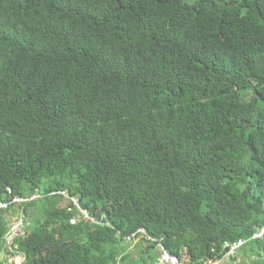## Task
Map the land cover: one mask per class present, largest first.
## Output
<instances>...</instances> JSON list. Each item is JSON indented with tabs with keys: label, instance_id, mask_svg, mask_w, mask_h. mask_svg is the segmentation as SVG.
Instances as JSON below:
<instances>
[{
	"label": "trees",
	"instance_id": "16d2710c",
	"mask_svg": "<svg viewBox=\"0 0 264 264\" xmlns=\"http://www.w3.org/2000/svg\"><path fill=\"white\" fill-rule=\"evenodd\" d=\"M37 194L0 264H264V0H0V202Z\"/></svg>",
	"mask_w": 264,
	"mask_h": 264
},
{
	"label": "built area",
	"instance_id": "2783aa9c",
	"mask_svg": "<svg viewBox=\"0 0 264 264\" xmlns=\"http://www.w3.org/2000/svg\"><path fill=\"white\" fill-rule=\"evenodd\" d=\"M60 195L65 197L66 199H71L68 192H61V193H54L52 196ZM43 199V195L37 194L28 199H20L15 198L12 202L9 203H2L0 202V212L9 211L13 208H25L27 204H31L33 202L39 201ZM72 202L75 204L77 209L82 213L84 220L87 222L95 223L94 220H91L89 215L80 207L78 199H72ZM18 220L15 223L10 225V232L7 237V245L12 246L14 244V240L17 238L25 236L27 234L26 228L29 226L28 220L24 214L17 217ZM16 218H13L11 222H14ZM264 235V230L259 235L254 236V240H258L262 238ZM129 242L132 246H135L137 243L141 241H146L151 244H154L157 248V259L155 264H192L191 257L184 250L181 256H174L172 255L166 248L163 239H155L145 231L140 230L138 233L134 234L131 237H127L125 239ZM246 240H239L235 243L226 242L223 247V251L221 252L222 257L218 258H210L206 260L203 264H222L225 259H231L232 264H242L243 257L241 256V249L246 244Z\"/></svg>",
	"mask_w": 264,
	"mask_h": 264
},
{
	"label": "rangeland",
	"instance_id": "374dc122",
	"mask_svg": "<svg viewBox=\"0 0 264 264\" xmlns=\"http://www.w3.org/2000/svg\"><path fill=\"white\" fill-rule=\"evenodd\" d=\"M189 1L193 2V1H195V0H189ZM39 205H43V203H40ZM71 206H72V201H70V200H68V199H65V201H63V202L60 204L59 208L65 210V209H70ZM30 213H31L32 215H37V213L34 212V210H32ZM37 216H38V215H37ZM11 220H13L12 217L7 219V221L10 222V225H11L12 223H15V222L18 220V218H16V219L14 220V222H11ZM81 220H84L83 216H82V217L79 216V218H77V221H76V222L81 221ZM134 249H135V247H134V246H131V247L128 249V251L131 252V251H133ZM9 250H10V249H6V252H5L4 255H3V257L6 258V259L8 260V262H6L7 264H24V262H25V257H24L22 254H20V253H16V252L11 253V252H9Z\"/></svg>",
	"mask_w": 264,
	"mask_h": 264
},
{
	"label": "clouds",
	"instance_id": "9594fccd",
	"mask_svg": "<svg viewBox=\"0 0 264 264\" xmlns=\"http://www.w3.org/2000/svg\"><path fill=\"white\" fill-rule=\"evenodd\" d=\"M69 196H70V195H69ZM70 198H71V197H70ZM73 199H76V198H73ZM69 200L72 201V198L69 199ZM78 201H79V200H78ZM80 207H81V206H80ZM12 218H17V217H12ZM11 221H12V220H11ZM9 227H10V226H9ZM263 230H264V229H263ZM261 232H262V231H261ZM257 235H259V234H257ZM137 244H138V243H137ZM137 244H136V245H137ZM136 245H135L134 247H136ZM131 246H132V245H131ZM244 246H245V245H244ZM244 246H243V247H244ZM7 247H10V246L7 245V240H6V248H7ZM11 247L13 248V245H12ZM10 250H12V249L10 248ZM222 251H223V250H222ZM241 251H242V249H241ZM241 256H242V255H241ZM242 257H243V256H242ZM25 260H26V258H25ZM225 260H229V261H230V264H232V260H231V259H225ZM243 261H244V258H243ZM7 262H8V260H7ZM6 264H7V263H6ZM222 264H223V263H222Z\"/></svg>",
	"mask_w": 264,
	"mask_h": 264
},
{
	"label": "crops",
	"instance_id": "0c3cea01",
	"mask_svg": "<svg viewBox=\"0 0 264 264\" xmlns=\"http://www.w3.org/2000/svg\"><path fill=\"white\" fill-rule=\"evenodd\" d=\"M135 257H136V255H135ZM242 264H243V263H242ZM248 264H252V262H251V261H249V262H248Z\"/></svg>",
	"mask_w": 264,
	"mask_h": 264
}]
</instances>
